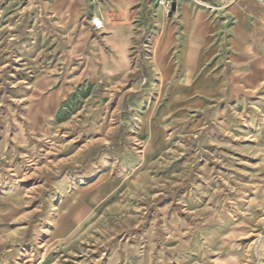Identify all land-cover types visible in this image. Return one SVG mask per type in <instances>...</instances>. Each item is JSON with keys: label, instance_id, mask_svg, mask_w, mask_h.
<instances>
[{"label": "rangeland", "instance_id": "rangeland-1", "mask_svg": "<svg viewBox=\"0 0 264 264\" xmlns=\"http://www.w3.org/2000/svg\"><path fill=\"white\" fill-rule=\"evenodd\" d=\"M17 4L0 0V228L10 232L0 264H264V100L199 109L186 95L169 109L167 145L166 111L142 125L145 162L166 146L147 171L154 183L49 219L58 178L94 169V181L108 150L139 159L142 142L125 140L133 109L106 96L149 77L91 76L89 45ZM134 54L143 67L139 45Z\"/></svg>", "mask_w": 264, "mask_h": 264}, {"label": "crops", "instance_id": "crops-1", "mask_svg": "<svg viewBox=\"0 0 264 264\" xmlns=\"http://www.w3.org/2000/svg\"><path fill=\"white\" fill-rule=\"evenodd\" d=\"M17 1L18 11H35L40 18L45 14L68 38L89 45L87 69L91 76L101 71L105 76L122 79L134 70L144 69L148 85L120 82L106 96L119 106L124 102L123 106L133 109L125 140H140L143 148L144 120L159 123L166 111L162 125L166 141L164 127L170 121L169 109L185 106L186 95L189 106L199 109L206 106L207 100L216 107L225 102L227 108L247 107L251 101L264 100V0H181L169 16L157 0ZM93 17L102 18L103 30L94 28ZM138 45L143 67H135ZM93 60L97 63L92 68ZM180 95L182 104L176 103ZM165 148L150 154L148 162L144 161L145 148L139 159H125L127 148L108 150L99 160L94 181L86 182L94 169L58 178L51 200L61 207L51 212L49 219L59 225L68 212L73 215L75 203L108 198L121 187L135 190L138 184L154 183L147 171L153 158ZM91 186L100 191L90 193L86 189ZM8 212L0 207V220H7ZM75 217L83 219L80 214ZM25 218L22 214V220ZM4 229L0 228V258L5 257L4 242L10 238V232ZM2 264H6L4 258Z\"/></svg>", "mask_w": 264, "mask_h": 264}, {"label": "built area", "instance_id": "built-area-1", "mask_svg": "<svg viewBox=\"0 0 264 264\" xmlns=\"http://www.w3.org/2000/svg\"><path fill=\"white\" fill-rule=\"evenodd\" d=\"M181 0H157L159 6H161L164 10V13L169 16L176 9L178 2ZM189 1H197V0H189ZM226 1V0H224ZM92 24L94 28L98 31L103 30V24L100 18H93Z\"/></svg>", "mask_w": 264, "mask_h": 264}, {"label": "bare ground", "instance_id": "bare-ground-1", "mask_svg": "<svg viewBox=\"0 0 264 264\" xmlns=\"http://www.w3.org/2000/svg\"><path fill=\"white\" fill-rule=\"evenodd\" d=\"M155 132V131H154ZM156 150V149H155ZM150 153V152H149Z\"/></svg>", "mask_w": 264, "mask_h": 264}]
</instances>
